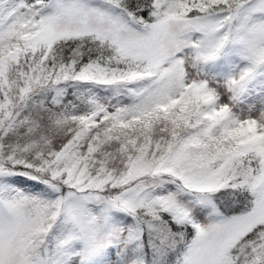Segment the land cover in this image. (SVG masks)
Instances as JSON below:
<instances>
[{
    "label": "snow or ice",
    "instance_id": "6c2138e0",
    "mask_svg": "<svg viewBox=\"0 0 264 264\" xmlns=\"http://www.w3.org/2000/svg\"><path fill=\"white\" fill-rule=\"evenodd\" d=\"M0 264H264V0H0Z\"/></svg>",
    "mask_w": 264,
    "mask_h": 264
}]
</instances>
